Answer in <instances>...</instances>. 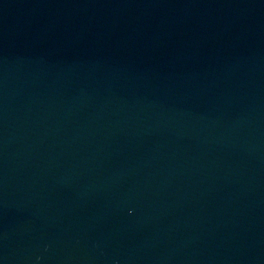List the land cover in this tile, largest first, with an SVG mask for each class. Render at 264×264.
Segmentation results:
<instances>
[{"label":"water","instance_id":"obj_1","mask_svg":"<svg viewBox=\"0 0 264 264\" xmlns=\"http://www.w3.org/2000/svg\"><path fill=\"white\" fill-rule=\"evenodd\" d=\"M0 264H264V0H0Z\"/></svg>","mask_w":264,"mask_h":264}]
</instances>
